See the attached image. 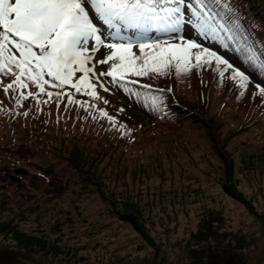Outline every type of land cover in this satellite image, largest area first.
Here are the masks:
<instances>
[{"label": "rangeland", "instance_id": "1", "mask_svg": "<svg viewBox=\"0 0 264 264\" xmlns=\"http://www.w3.org/2000/svg\"><path fill=\"white\" fill-rule=\"evenodd\" d=\"M188 35H194L190 27L185 31ZM212 46L247 69L253 83L243 96L234 81L219 83L218 75L208 69H195L186 80L174 75L180 101L211 97L210 107L196 109L198 124L177 120L179 131H164L131 97L115 89L108 93L98 89L115 111L118 126L132 128L128 135L136 137L135 143L109 148L78 135L79 144L88 147L82 156L83 173L33 213L0 207V250L20 255L17 260L22 264H138L150 260L158 247L168 255L164 257L167 264H182L195 234L219 217L223 220L220 236L235 244L247 241V264H264V96L255 88L261 81L230 50ZM104 54L101 49L97 56ZM163 78L139 79L159 85ZM72 115L76 118L73 132L89 126L78 112ZM212 118L216 123L206 131L199 120ZM102 123L107 125L106 118L98 123L104 127ZM98 128L96 136H105L103 128ZM53 138H58L54 146L66 154L63 139ZM74 140L66 142L68 148ZM22 156L32 173L24 169L21 174L40 178L38 158ZM54 163L44 164V173ZM122 214L134 217L124 220ZM135 228H145L157 246Z\"/></svg>", "mask_w": 264, "mask_h": 264}, {"label": "snow or ice", "instance_id": "2", "mask_svg": "<svg viewBox=\"0 0 264 264\" xmlns=\"http://www.w3.org/2000/svg\"><path fill=\"white\" fill-rule=\"evenodd\" d=\"M188 27L194 35L185 36ZM212 45L230 50L264 76V50L257 52L229 0H0V78L14 77L7 85L0 79V89L15 93L17 106L31 97L37 107L53 99L59 107L66 98L65 110L75 104L98 112L92 118H106L112 127L117 119L97 106L109 103L98 89L118 90L163 112V97L145 95L141 89L151 93L152 85L135 78L166 76L173 66L178 77L192 69L211 70L219 83L234 81L243 96L253 83L247 69ZM101 49L105 54L98 58ZM262 84L255 83L260 96ZM30 85L37 91L25 93ZM41 94L47 99H39ZM77 94L89 99H74ZM119 130L131 131L123 124Z\"/></svg>", "mask_w": 264, "mask_h": 264}, {"label": "trees", "instance_id": "3", "mask_svg": "<svg viewBox=\"0 0 264 264\" xmlns=\"http://www.w3.org/2000/svg\"><path fill=\"white\" fill-rule=\"evenodd\" d=\"M229 2L239 16L246 34L255 42L257 52L260 53L264 50L261 49V45H264V0H229ZM194 70L192 69V71ZM251 70L256 73L260 81H264V76H261L253 68ZM190 73L182 78L184 80L188 79ZM174 75L177 76L175 74V68L172 67L169 69V74L161 80L162 83L159 85L150 84L152 85L151 93L141 89L145 95L155 94L163 97L165 101V104L162 106L164 108L163 112H153L150 107L141 106V103L135 97H131L137 104V107L145 112L151 120L156 121L164 131L168 128H172V131H179L178 125L176 126L177 120H189L197 123L198 116L196 109L207 111L210 107L209 101H211V97H208L209 101L204 99V97L203 101L201 98H198L193 103L186 99L183 100L184 97L180 101L177 97L180 88H178L177 81L173 78ZM153 76L154 74L151 78H143L150 80ZM0 79H2L3 84L7 85L11 83L8 80L10 79L12 81L14 77L7 76ZM139 80L142 84H148L144 80ZM30 89L37 91L31 85L23 91L27 93ZM157 89H171V91L157 92ZM48 90L53 91L51 88ZM202 93L204 95V91ZM14 96L15 93L10 91L6 94L0 89V199L2 201L0 207L11 208L21 211V213L30 214L36 210L37 206L47 203L51 197H56L63 191H66L74 176L83 173L81 168L84 167V163L82 164V156H85L84 152L88 147L84 143L82 145L79 144L77 140L78 135H87L86 138L96 140L99 146L105 147V144H107L109 148L129 146L135 143L134 140H136V137L122 134L118 129V123V130L112 127L107 119V125L102 123L104 127L98 124L102 122V118H92V115L98 116V112L93 111L92 114H89L75 104L68 105L67 110H65L67 104L66 98L61 101L59 107L55 99L51 103H41L37 107L31 97L17 106ZM44 96L41 94L40 97ZM74 99L83 101L89 98L82 94H77ZM229 103L233 105L231 100ZM97 106L108 109L110 115H116L115 111L108 104L104 105L102 101L97 102ZM75 110L81 116L82 122L84 124L88 123L89 125L86 129L82 127L78 133L72 131L76 127V118L72 115V112L75 115L77 114ZM25 112L28 114L24 115ZM171 112H176V114L173 117H168L167 114ZM215 117L217 118V116ZM243 119H248V117ZM215 123V118L210 119L209 122L203 119L199 120V124L206 131L211 129ZM98 126L103 128L105 136H96L99 132ZM127 129L132 130L131 127ZM108 135H111V137L108 138ZM53 136H59L63 139L66 154H62L54 146V140L58 138H53ZM72 138L76 140H74V145L68 148L66 142ZM89 148L92 149L91 147ZM53 149L58 151H53ZM25 154H30L38 158L41 167L36 168V170L41 173L40 178L36 179L37 177H30V175L23 176L21 174L25 170L32 173L29 170L30 164H25L27 160L22 156ZM52 160L56 161V163L49 167L50 172L44 173L42 170L44 168L43 165H48V162ZM14 173H18V175ZM12 176H17L18 179H13ZM10 203H14L12 204L13 206ZM8 204L10 206H7ZM121 217L124 220H131L134 216L131 214H122ZM211 222L212 224H210ZM222 222L223 220H220L219 217L218 219L214 218L206 226L202 227L204 229L203 232L195 234L196 239L194 238V242L189 244L187 260L182 264H247V258L244 253L247 241L241 240L239 244H235L223 239L219 231V226ZM135 229L144 236L146 241L150 240L154 243L145 228ZM155 245L157 246V244ZM156 248L155 254L150 260L138 264H167L164 257L168 258V255L158 247ZM18 257L21 256L9 251L2 252L0 250V264H22L18 262Z\"/></svg>", "mask_w": 264, "mask_h": 264}, {"label": "water", "instance_id": "4", "mask_svg": "<svg viewBox=\"0 0 264 264\" xmlns=\"http://www.w3.org/2000/svg\"><path fill=\"white\" fill-rule=\"evenodd\" d=\"M12 178H13V179H18V177H16V176H12Z\"/></svg>", "mask_w": 264, "mask_h": 264}]
</instances>
